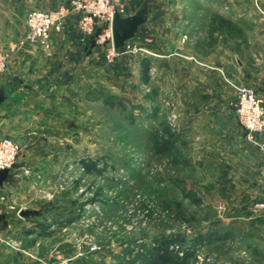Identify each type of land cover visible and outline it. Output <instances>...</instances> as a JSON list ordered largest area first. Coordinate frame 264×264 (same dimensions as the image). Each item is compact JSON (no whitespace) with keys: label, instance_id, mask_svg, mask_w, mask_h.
Here are the masks:
<instances>
[{"label":"rangeland","instance_id":"rangeland-1","mask_svg":"<svg viewBox=\"0 0 264 264\" xmlns=\"http://www.w3.org/2000/svg\"><path fill=\"white\" fill-rule=\"evenodd\" d=\"M141 2L122 0L123 15ZM55 3L33 0L26 13ZM244 9L248 0H149L148 21L112 61L99 43L94 87L78 88L79 126L47 148L54 168L27 178L20 202L1 209L0 232L19 205L34 212L17 226L27 239L5 235L0 264L138 263L162 246L190 251L188 264H264V131L249 140L232 107L239 87L252 89L240 48L263 32L249 29ZM215 102L238 129L185 132L189 118L217 123L219 111L202 110Z\"/></svg>","mask_w":264,"mask_h":264},{"label":"crops","instance_id":"crops-1","mask_svg":"<svg viewBox=\"0 0 264 264\" xmlns=\"http://www.w3.org/2000/svg\"><path fill=\"white\" fill-rule=\"evenodd\" d=\"M252 1L248 0V9H244L253 20L248 27L255 33L263 32L250 36L246 49L239 48L240 54L248 60V82L255 95L264 101V18L258 20V12L253 9ZM68 2L56 0L50 9L57 4L67 5ZM254 3L263 8L264 15V0H254ZM32 5L33 0H0V47L8 57L7 67L0 73V84H5L7 91L6 100L0 104V136L10 137L19 146L16 162L0 185V193L10 192L7 200L0 198V212L20 202L16 192L28 190L27 178L31 181L32 177H43L54 168L53 163L50 166L49 160H55V156L47 148L53 149L58 142H63L65 130L79 126L76 108L81 90L78 88L80 85L84 89L94 87L90 85V76L97 62L104 60L105 48L95 41V35H85L79 30L78 14L71 15L62 30L50 36L47 47L30 43L21 45L20 41L26 32L24 14ZM240 9L237 7L238 12L234 11L233 14L239 16ZM86 80L87 84L81 83ZM217 95V92L211 93L216 99L219 98ZM203 107V111H219L218 122L208 118L203 122L189 118L185 132L192 133L198 129L201 134L211 133L214 137L213 134L217 136L222 129L230 136L238 129L235 119H224L230 118L232 113L224 110L225 106L221 102L205 104ZM20 208H27V202L19 205L18 211ZM28 220L19 215L11 216L8 220L11 230L0 232V245L12 235L27 239V231H19L17 226Z\"/></svg>","mask_w":264,"mask_h":264},{"label":"built area","instance_id":"built-area-1","mask_svg":"<svg viewBox=\"0 0 264 264\" xmlns=\"http://www.w3.org/2000/svg\"><path fill=\"white\" fill-rule=\"evenodd\" d=\"M121 1L71 0L68 5L58 4L53 9H31L25 15L26 32L20 44L30 43L47 47L50 36L62 30L69 16L78 14V28L83 34L95 35V30L101 28L95 36V41L105 44L106 58L112 61L119 52L116 53L112 46L110 23L114 12L123 15ZM7 63L8 57L0 47V73L6 69ZM232 107L249 140H254L263 133L264 105L250 87L238 88ZM18 154V144L8 136H0V169L10 170Z\"/></svg>","mask_w":264,"mask_h":264},{"label":"water","instance_id":"water-1","mask_svg":"<svg viewBox=\"0 0 264 264\" xmlns=\"http://www.w3.org/2000/svg\"><path fill=\"white\" fill-rule=\"evenodd\" d=\"M62 2V0H59ZM149 14V0H142L139 8L132 14L121 15L117 11L114 12L110 28H111V40L112 46L116 53L124 47L126 42L133 38L139 31V28L143 26L148 20ZM7 98V91L5 84H0V104H2ZM9 175V169H0V185L7 179ZM257 192L260 196H264V186L257 188ZM34 210L30 208H20L18 215L22 218L28 217Z\"/></svg>","mask_w":264,"mask_h":264},{"label":"trees","instance_id":"trees-1","mask_svg":"<svg viewBox=\"0 0 264 264\" xmlns=\"http://www.w3.org/2000/svg\"><path fill=\"white\" fill-rule=\"evenodd\" d=\"M170 136L164 140L165 148L155 147L156 152H163L171 144ZM162 247H158L154 250H149L147 254L139 252L137 254V259L139 258L138 263H134V259L123 264H188V259L191 256L190 251H186L183 256H178L176 253H171L164 251Z\"/></svg>","mask_w":264,"mask_h":264}]
</instances>
